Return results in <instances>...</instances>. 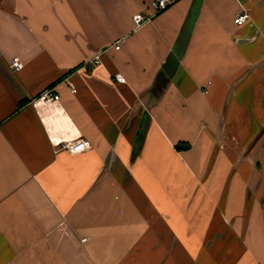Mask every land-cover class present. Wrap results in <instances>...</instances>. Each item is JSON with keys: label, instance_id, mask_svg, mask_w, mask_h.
<instances>
[{"label": "crops", "instance_id": "0c3cea01", "mask_svg": "<svg viewBox=\"0 0 264 264\" xmlns=\"http://www.w3.org/2000/svg\"><path fill=\"white\" fill-rule=\"evenodd\" d=\"M151 1L0 0V264H264V0Z\"/></svg>", "mask_w": 264, "mask_h": 264}, {"label": "built area", "instance_id": "2783aa9c", "mask_svg": "<svg viewBox=\"0 0 264 264\" xmlns=\"http://www.w3.org/2000/svg\"><path fill=\"white\" fill-rule=\"evenodd\" d=\"M177 0H153L151 1L148 10L138 12L133 16V21L135 24V28H141L143 25H146L147 23L154 20V18L165 11L167 8H169L171 5H173ZM250 14L246 11L240 13L234 20L235 24L238 26L245 25L250 20ZM115 49H120V42L118 41L116 43ZM100 55H96L94 58L90 59L84 64V67L86 68H92L99 64H101V58ZM10 68L13 71H19L23 68V62L18 58L15 57L12 59L10 63ZM113 80L118 83H125L126 78L120 74L117 73L113 76ZM65 84L70 88L71 93H76L77 90L72 84V82L69 79L65 80ZM56 87H51L49 89L44 90L39 96L38 100L43 101L45 104H52L58 100H60V95L56 92ZM92 143L86 139H77V140H69L64 142L60 149L66 151L67 153L71 155H79L81 153H84L86 151H89L92 149ZM83 241H86V239H83Z\"/></svg>", "mask_w": 264, "mask_h": 264}, {"label": "water", "instance_id": "95a60500", "mask_svg": "<svg viewBox=\"0 0 264 264\" xmlns=\"http://www.w3.org/2000/svg\"><path fill=\"white\" fill-rule=\"evenodd\" d=\"M204 4V0H195L193 5H192V9H191V14L189 19L186 21V31H185V35L188 33L190 34L192 32V30L194 29L199 16L201 15V10ZM183 49V48H182ZM181 48H175L174 49V55L176 56L177 60H182V50ZM148 122V116L145 117L141 129H140V134L139 137L142 138V136L144 135V132L146 131L147 128V123ZM178 148H186V145L181 144Z\"/></svg>", "mask_w": 264, "mask_h": 264}]
</instances>
